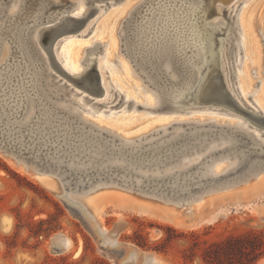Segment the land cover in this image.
<instances>
[{"label": "rangeland", "instance_id": "1", "mask_svg": "<svg viewBox=\"0 0 264 264\" xmlns=\"http://www.w3.org/2000/svg\"><path fill=\"white\" fill-rule=\"evenodd\" d=\"M3 1V4L7 3V6L15 2V0ZM124 1L126 0H22V4L26 7L28 3H32L31 7H34V11L31 15L38 14V16L41 17L39 21L40 25L43 24V18L47 16V14L56 13L57 11H69L71 13L80 2L86 7L88 5L90 6H88L90 16H88V19L84 22V24L87 23L86 28L84 30L82 29L83 31H77L65 36L63 35V37L59 39L60 42L55 46L54 53L56 56L64 45L66 46L71 40L73 42L75 40V50L77 46H84L80 51L79 61H81L88 56L90 50L87 48L93 45V41H95L96 44L93 45V47L91 46V49L96 53L98 52L100 63H109L108 65L112 66L113 71L114 69H121L122 63H127L126 65L130 70L129 78H137L140 71L141 75L146 77H144L145 80H149L150 72L153 75L163 77V71L153 69L156 72L153 73L149 66L147 67L149 70L146 69L149 75L141 68L137 71L134 62L128 57L129 55H127V52L129 51L128 47L131 46L132 25L144 6L147 5L148 0L138 5L136 4L139 0H127L128 3ZM96 4L100 7V11H96L97 13L93 9ZM6 5H4L5 7L2 10H8L5 9ZM228 6L232 8L229 11L227 10L228 12L223 10L222 15L233 27L232 44L234 53L232 52L230 55L231 66H229L231 70H229L230 68L227 70L229 75H226V85L231 93L234 92L232 96L237 100H239L238 98L240 97L238 91L240 87L241 92L247 99L248 107L251 105L255 106L257 102H255V100L260 99V92L263 91L260 105L262 106L261 108H264V29H256L254 34L260 54L258 64L254 66L251 63V55H247L241 44L242 28L239 23V15L243 8H249L250 11L248 15L250 22H252V18H255L256 23H260V19L264 18V0H229ZM5 11L3 15L7 13ZM20 15H22V13H20L19 16ZM24 16L27 18L25 14L19 17L22 19L21 22ZM115 19H118L117 25L114 24L115 28L113 27L116 37L115 49L113 50L111 59L106 62L102 56L106 50L109 49L110 44L107 28L110 30L112 29L111 26L113 23L110 25V22H114ZM35 23L36 22H34V26ZM27 25V23L23 25L24 28H26L25 37H23L24 34L21 32L20 38L21 40L23 39L22 45L24 46L25 44L26 50L30 52L32 49L30 42L28 43V38L32 41V45L34 44L32 47L36 48L35 40L33 39L35 30L33 29H36L37 26H29V29ZM101 26L102 32L100 31ZM262 26H264V23ZM27 30H31L29 35ZM86 42H88L87 45ZM32 52L33 58L37 56L38 59H41L40 64H44H42L44 66L43 69L47 72L45 73V79L49 81L50 85L48 89L55 88L59 82L57 83L49 74L48 70L46 71L47 67L45 66V61L41 55H39L40 53L37 48L36 50H32ZM32 52L29 53L30 56ZM144 53L145 52H140V54L137 53L141 60H145L149 57ZM148 62H150V60H148ZM244 64H246L248 72L246 75L247 82L243 81V83L241 80L239 81V77H244V74H240V69H242ZM137 67L139 66L137 65ZM163 67L165 71L172 74L171 71H169L170 67L167 63H165ZM133 68L136 72H134ZM225 72L226 71H223L222 73L226 74ZM1 74L7 77L6 80L9 82L7 71L2 69ZM52 74L54 75L55 73L52 72ZM102 74L107 81L106 84L109 85V89L111 90L109 95H113V102L110 101L111 103L104 105L101 103L93 104V102L91 103L86 99L84 101L86 104L90 103L89 105L93 107L94 111L103 109L106 114L112 113L110 115L111 118H106L107 120L101 122L103 125L101 128L103 129H101L100 132H94L87 126L86 129H80L81 138L92 136L98 141L103 139L106 143L120 148L121 146L118 145L120 141L116 139L115 141L112 140L114 137L111 139V136L106 134L104 130L114 128L113 131L118 129L116 134L124 136L125 138L128 137L127 143H129V145H133L137 141V143H143L144 146L153 140V132L156 133L161 130V128L168 127V129L163 132L168 135L181 132L185 129L187 125H171L172 121L176 119H188L191 117L195 118V120L198 118L205 119L204 121L207 122H203L202 124H207L208 121L210 122L211 120L217 119L218 126H226V123H234L237 121L235 118H225L228 116H223L225 113L222 110H220V113L219 110H213V108L209 110H205L204 108V112H213L212 115L205 116H175V118H171L163 114L161 115L159 112L157 113L156 110L150 109L155 104V97L152 93H148L150 92L147 91L148 83L146 84L142 78L138 77L139 79L136 80L139 84V89L137 90L127 85L120 86L119 88L116 82L118 78L116 79L114 74L111 75L103 67ZM172 78L174 77L172 76ZM149 81L152 82L151 80ZM131 83L134 84L132 79ZM117 87V93L123 96L126 95L127 99L116 96L117 94L113 90L117 89ZM45 92L47 93V91ZM57 94L56 92L50 94L49 97L51 102L59 107L62 105V107L65 106L67 111L73 114L74 111L69 109L70 106L61 103L65 100L66 96L61 98ZM91 98L93 97L91 96ZM65 102L66 104L68 103L67 100H65ZM40 106L46 116H51L53 118L62 116L63 118L64 115H71L63 109L61 112L56 111V113L53 114L54 108L49 110V108L42 103H40ZM201 110L202 108L199 109V111ZM261 112H263V110H261ZM222 113L224 114L221 115ZM80 114L81 110L78 109L74 115H77L76 117L79 118ZM84 116L93 119V115L91 116V114L85 113ZM105 116L107 115L101 117ZM140 116H144V118L136 119V117ZM112 118L116 121L112 120V122H110L109 120ZM28 120L29 119H27L25 123H27ZM146 120H148V122H146ZM64 123L66 124V121H64ZM140 124L141 126H138ZM77 125L78 127L83 126V124L79 123ZM134 127H137L135 128L137 131L143 127H145V129L141 130V132H137L134 129V134L132 131L126 132ZM172 128H175V131L171 132ZM213 128H215V126L203 127L201 130L200 128H191V130L202 133L203 131L213 130ZM70 129L73 130L72 127ZM96 129L99 130L98 128ZM125 135H127V137ZM203 135H205V133ZM212 136L216 137L212 139L214 143L222 142L218 144L219 147H228L225 151L216 152V155L222 152L227 155H229L228 153L232 155L238 154V144H235V146H228L231 142L229 136L220 133H216ZM129 138L134 139L129 140ZM120 143L125 146L121 148L122 151L126 153H128L127 147L132 148V146L126 145V142V144L123 142ZM0 146L2 147H0V264H121L122 261L126 259L130 262L127 263L125 261L127 264H149L150 260L143 257V255L154 256L158 264H264V173H260L256 178H253V176L249 174L244 177L245 171L249 172L248 169H246L247 163L235 167L234 170L227 173V175H220L221 177L216 180L210 177L201 181L196 180H200L202 177H208L205 171L207 161H204L205 163H201L202 166L199 164L195 169L192 168L189 172L182 173L181 175L179 174L178 176L168 178L159 177L155 180L154 177L151 179L144 178L145 181L139 187L141 189H138L137 183L134 184L133 182H131L133 184L128 187L133 191L144 190L157 193L155 196H158L160 193L165 199L179 202L177 206L170 204L166 205L159 202H145L135 197L133 194L137 193L133 191L121 192L111 186L108 189H105L106 187H100L101 190L98 193L111 190L115 193L125 194V197L116 194L111 195L114 192H108L106 194L105 203L111 202L113 205L118 206V208L108 207L103 214H99L96 210L90 209L86 205L76 202L75 204L72 199L68 200L62 194V187L67 192L75 191V188L77 191L84 192L87 190L84 188L89 185L104 181H112L110 180L111 177L119 181L120 178L118 177H126L129 180L130 176L125 175V173L118 175V173L121 172L120 170H113L110 174L101 173L99 175L98 172L93 171L94 169H89L81 174L78 173L80 169L84 170L92 166L97 167L99 171L103 172L104 170L105 172L106 168L103 166L106 162L97 166V164H100V162L97 161L94 165L89 167L83 165L73 167L70 166L72 164L71 162L69 163L70 165L65 162V164L61 165L60 171V169L56 167L58 164L55 163V161H47L49 163L53 162L52 164H54L50 166L51 172H54L51 173V177L56 176L62 185L61 188L59 187V190L54 191L47 187V185L40 180L39 173H36L41 170L45 172V170L49 168L47 166L48 163H45L40 157L35 158L33 155L28 154L23 147V151L19 153L3 142L0 143ZM147 147H149V145L141 150L144 151ZM249 148H251V145L248 144L245 150L249 151ZM206 158L208 160V155H206ZM251 160L255 161L251 162ZM255 162H257L256 164L258 165L264 163V155L251 157L249 164L252 165V163L254 164ZM88 163L89 162H87L86 165ZM68 167L72 170H66L69 169ZM262 169H264V167L258 168L256 172ZM68 172H70V174ZM194 176L197 178L193 179ZM177 177L180 191L178 188L175 191L177 192L176 194L181 193L182 195L172 196L175 191H171L169 187H171V185H176L174 180ZM52 178L55 180L54 177ZM241 179H245V182H242ZM131 180L135 182L134 177L131 178ZM170 180L172 182L167 184ZM162 183L164 185H161ZM234 184L236 185L234 186ZM221 185L223 189L206 194V191L222 187ZM224 186L226 187L224 188ZM64 194L67 195V193ZM69 196L71 198H76L73 195ZM114 197H118L121 200L114 201ZM196 198L200 199L190 204L185 203ZM103 200L104 197H101L100 201L102 202ZM156 200L159 199L156 198ZM71 201H73V203ZM234 203H240L241 205L236 207L233 205ZM249 203V206H243V204ZM79 205L86 210L87 214ZM95 221H99L101 227L109 232L106 234L107 236L101 234L96 227ZM112 233H115L116 236L110 239L113 236ZM58 237L68 240L70 243L69 247L62 249V244L59 242L61 239H58ZM109 239L116 242V247L108 245ZM130 249H136L139 253L138 256H130Z\"/></svg>", "mask_w": 264, "mask_h": 264}, {"label": "bare ground", "instance_id": "2", "mask_svg": "<svg viewBox=\"0 0 264 264\" xmlns=\"http://www.w3.org/2000/svg\"><path fill=\"white\" fill-rule=\"evenodd\" d=\"M144 1L145 0H139L136 5L141 4ZM124 2L128 3L127 0ZM3 3L4 1L0 0V139L2 142L6 143L10 148L17 150L19 153L23 151V147V149L27 151L28 154L33 155L35 158L40 157L45 163H47V161H55V163L61 164L65 161L67 164L71 162L72 164L69 165L73 167H79L80 165L89 167L94 165V163L97 161L100 162V164H97V166L106 162L103 166L106 168V170L111 166L119 167L121 172L118 173V175L125 173V175L130 176L129 180L126 177H118L120 178L119 181L115 180L114 177H111L110 180L112 181H104L89 185L84 188L85 190L87 189L84 192L77 191L76 188L75 191H65L68 196L73 195L76 197L71 198L69 196L74 202L86 205L90 209L96 210L99 214H103L108 207L118 208V206L113 205L111 202L105 203L107 197L106 194L108 192L114 191L105 190L101 193H98L101 190L100 187H106L105 189L110 188V186L118 187L128 192H132L133 190L128 187L133 183H137L136 185H138V189H141L139 187L142 183V179L144 178H159L173 174L178 176L179 174L189 172V170L192 168L195 169L196 166H199V164L201 165V163L204 161H207L205 168L206 174L211 178H215V176L217 177L224 174L227 175V173L233 171L234 168L238 166V156L232 155L230 153L227 155L223 152L221 154L219 153V155L217 153L216 155V152L224 149V147L218 146V144L222 143L221 141L214 143L212 139L216 138L215 136L207 134L206 131L199 133L195 132L196 130H191V128H200L201 130V128L209 126L223 127L222 125H217V119L211 120L210 122L208 121L207 124H202L203 122L207 121H204L205 119L200 118L195 120V118L191 117L193 115L205 116L213 114V112H204L203 110L204 108L205 110H209L210 108L202 107V110L199 111V108L197 107V105L200 103V96L204 94L202 93L204 86H206V84L211 81L212 76L217 77L219 74L222 77L227 92L231 96L234 94V92H230L226 85V75H229L227 70L231 66L230 55L233 52V27L222 15L223 10L229 11L232 8L228 6L229 0H148L147 5L144 6L143 10L137 16V19L131 28V48L128 47L129 51H126L128 53L126 54L129 55L128 57H130V59L134 62L135 69L137 71H139L141 68L149 75L148 71L146 70L149 66L153 73H156L154 71L155 69L163 71L164 73L163 77H159L157 75L151 74L150 72L148 79L152 82L147 79L145 80L146 77L144 76V78L141 75V71L138 73V77L142 78L146 84L148 83L147 91H150L148 93H152V95L155 97V104L150 109L154 111L156 110L157 113L159 112L161 115L163 114L171 118H175V116L191 118L176 119L174 120L175 122L172 121L171 125H187L181 132L171 133L170 135L163 133L164 130L168 129V127L161 128L159 131L162 133L159 131L156 133L153 132V140L144 146L143 143H137V141L135 144L129 145V143H127V135H125L127 137L125 138L124 136L116 134L118 129L115 131H113L114 128L110 130L104 129L105 133L111 136V139L114 137L112 140L115 141L116 139L120 142H123L124 144L127 143L126 145L132 146V148L127 147L128 153L122 151L121 147L125 146L121 145L120 142L118 145L121 147L118 148L115 145L106 143L103 139L98 141L92 136H89L90 138H81L80 134V129H86V126L89 129H92L94 132H100L101 129H103L101 128V126H103L101 122L103 120H107L106 118H111L110 115L112 113L106 114L103 109V111H94L93 107L89 105L90 103L86 104L84 101L86 99L91 103L93 102V104L101 103L104 105L113 102V95H109L111 90L109 89V85L106 84L107 81L102 74V67L105 68L106 71L111 75L114 74L116 79L118 78L116 82L118 83L119 88L120 86L122 87L123 85H127L130 88L132 87V89H139V84L136 82V80L139 78L137 76L135 79L129 78L130 70L126 65L127 63H122L121 69H114V71L112 66L108 65L109 63L104 62V64H101L100 58L97 54L98 52L96 53L91 49L93 45L96 44L95 41H93L94 43L91 45L92 47L88 46L87 49L90 50L89 54L81 61H79V56L80 51L84 46H77V49L75 50V40L74 42L71 40L70 43L66 45L67 47L64 45V47L61 48L57 53L58 57L56 55L55 57L67 72L75 77H84L89 74L92 66H95L96 71L99 73L103 92L101 95H99V97L97 96L91 98V95L81 91L77 87H74V85L67 82L66 80L63 79L62 82V78L57 74H54L56 76L52 74L48 57L40 45L39 40L43 30L49 29L60 22L63 23L66 21L67 17H73L74 19L81 21L88 19L90 13L88 10L89 5L86 7L82 2H80L75 10L73 12L71 11V13L69 11H57L56 13L47 14V16L43 18V24L40 25L39 21L41 17H39L38 14L33 16L31 15L34 11V7H31V2L28 3L26 7H24L22 4V0H15V2L11 3L9 6L6 5L7 3ZM4 5H6L5 9L8 10L5 11L7 13L3 15L4 11L2 9L5 7ZM93 9L95 12L100 11V7L97 4ZM249 11V8H243L239 15V23L242 28L241 44L247 55H251V63L255 66L260 60V54L254 34L256 29H264V26H262L264 23V18L260 19L261 24L256 23L255 18H252V22H250L248 15ZM20 13H22V15L25 14L27 17L25 18L24 16V22L22 21L23 23L21 22L22 19L19 18L22 16H19ZM117 20L118 19H115L114 22H110V25L113 23L111 30L107 28V31L109 32L110 44L109 49L106 50L102 56L106 62L111 59V55L115 49L116 37L114 35L113 27L115 28L114 24L117 25ZM34 22H36L35 26ZM24 23L28 24L27 27L29 29V26H37L36 29H33L35 30L33 39L35 40L36 48L40 53L39 55H41L45 61V66L47 67L46 71L48 70L52 78H54L57 83L59 82L55 88L48 89L50 88L49 81H46L45 79V73L47 72H45L43 69L44 64H40L41 59H38L37 56V59L35 57L33 58L32 50H36V48L32 47L34 45H32V41L28 38V43L30 42L32 49L30 51L32 52L31 56L29 54L30 52L26 50L27 48L25 47V44L24 46L22 45L23 39L21 40L20 34L23 32V37L26 35V28L23 26ZM86 25L87 23L83 24L81 29L78 31H83L86 28ZM30 31L31 30H27L28 35ZM100 31L102 32V26L100 27ZM87 43L88 42H86V45ZM250 50L251 52L249 54ZM140 52H145L144 54L149 57L145 60H141V58L137 55V53L140 54ZM148 60H150V62H148ZM165 63L169 65V71H171L172 74L164 70L163 66ZM137 65L139 67H137ZM2 69L7 71L9 82L6 80L7 77L2 76ZM136 70H134V72H136ZM229 70H231V68ZM223 71H226V74L222 73ZM240 72V74H244V77H239V81L241 80V82H247L246 75L248 68L246 64L243 65L242 69H240ZM171 75L174 78H172ZM131 79L134 81V84L131 83ZM240 89L241 88L239 87V100L236 99L238 105L247 111H252L251 113H260V115L264 116V108H261L262 106L260 105L263 91L260 92V99L255 100V102L257 101L255 106L251 105V107L249 105L250 107H248L247 99L244 97ZM45 91H47V93ZM113 91L117 94L116 96L127 99L126 95L123 96L122 94L120 95V93H117L118 87ZM55 92L58 93L57 95H59L61 98L66 96L65 100H67L68 103L66 104L65 100L61 103H65L66 106H70L69 109L74 111L73 114L69 113L65 106L62 107V105L59 107L51 102L49 96ZM40 103L45 104L49 110L54 108L53 114H55L56 111L61 112L63 109L71 115H64L63 118L62 116H56L55 118L46 116L40 106ZM212 108L213 110H219V112L222 110L220 106L217 108ZM78 109L81 110L79 118L76 117L77 115H74ZM261 110H263V112H261ZM223 112L227 115L224 113L221 115L224 114L223 116H228L225 118H235L237 120L234 123H226L227 125L225 127H233L237 130H244L245 132H248V134H250L253 138H255L260 146H264V129L262 127L253 123L250 119L238 111L225 109ZM85 113L91 114V116L93 115V119L91 117H85ZM103 115L107 116L101 117ZM143 118L144 116L136 117V119ZM27 119L29 120L27 123H25ZM112 120H114V118L110 119L109 121L112 122ZM148 120H146V122H148ZM64 121H66V124ZM78 123L83 124L84 127H78ZM138 126H141V124ZM71 127L73 130L70 129ZM95 127L99 130H97ZM135 128L137 127L123 131H132L134 134L133 130ZM144 129L145 127L139 131L141 132V130ZM135 131H137V129H135ZM173 131H175V128H172L171 132ZM204 133L205 135H203ZM130 139L134 138H129V140ZM148 145L149 147L146 148L147 150H141ZM138 149L141 150V155L138 156L131 154ZM206 155H208V160ZM87 162L89 163L86 165ZM256 170L255 173L250 174V176H253V178L258 177L262 172L264 173V169L258 172H256ZM52 172L51 168L49 167L45 170V172L41 170L36 173H39L40 180L46 184L47 187L56 191L59 190L60 186L59 183L51 177ZM133 177L135 182L134 180H131ZM241 181L245 182V179H241ZM235 185L236 184H234V186ZM225 187L226 186H224V188ZM220 189H223V186L210 189L206 191V194ZM133 192H136L137 194L140 193L147 198H157L165 204H173L175 206L179 205V202L165 199L160 193L158 196H155L157 193L150 191L147 192L144 190H134ZM114 194L125 197V194H119L115 192L111 195ZM101 197H104V202L100 201ZM114 198V201L121 200L118 197ZM198 199L200 198H196L185 203L190 204L194 201H198ZM233 205L238 207L241 204L234 203ZM249 205L250 203L243 204V206L246 207ZM80 207L86 212L82 206ZM95 224L101 234L103 236H107L106 234L109 232L101 227L100 222L95 221ZM115 233H112L113 236L109 238L113 239L114 236H116ZM58 239H61L59 242L62 244V249L69 247L70 243L68 240L63 239L62 237H58ZM110 239L108 240V245H117L115 241H111ZM129 253H131L130 256H138L139 254L136 249H130ZM143 257L150 260L149 264H158L157 259L152 255H143ZM125 261L130 263L127 259ZM125 261L123 260L121 264H127Z\"/></svg>", "mask_w": 264, "mask_h": 264}, {"label": "water", "instance_id": "3", "mask_svg": "<svg viewBox=\"0 0 264 264\" xmlns=\"http://www.w3.org/2000/svg\"><path fill=\"white\" fill-rule=\"evenodd\" d=\"M3 11H5V10H3ZM85 21L86 20L81 21L78 19H74L73 17H67L66 21H64L63 23L60 22L57 25H55L49 29L43 30V32H41L39 41H40V45L42 46L43 50L45 51V53L48 57V62H49V65L51 67L52 72H54L58 76L62 77V79H66V81L71 83L72 85H74V87L79 88L81 91L86 92L87 94L91 95L94 98L98 95H101L103 92V87H102V84L100 82V76H99V73L96 71L95 66H92V69L90 70V72L87 76L75 77L72 74L68 73L64 69V67L61 66L59 61L56 59L55 53H54L55 45H57V43L60 42L59 39L63 35H68L70 33L77 32L79 29H81V27L83 26ZM213 77H214V79H213ZM202 93H204V94L200 96V99H199L200 103L197 105V107L199 109L202 107H207V108L216 107L217 108L220 106L222 111L225 109L231 110V111L235 110V111L242 113L244 116H246L248 119H250L253 123H255L256 125H258L264 129V116L260 115V113H251L252 111H247V110L243 109L241 106H239L238 103L236 102V99H234V97H232L227 92V89H226L225 84L222 80V77L219 74L217 77L216 76L211 77V81L208 84H206V86H204ZM206 133L211 134V135H214L216 133H220V134H224V135L226 134L231 139V142L228 145L229 147L235 146V144H238V154H234V155H238V159H239L238 166H240L241 164L247 163L246 169H248V171H249V172L245 171L244 177H246L247 174L250 175L251 173L252 174L255 173L256 169L264 167V163H262L260 165L256 164L257 162H255L254 164L252 163V165L249 164L251 157H253V156L257 157V156L264 155V146H262V145L260 146L258 144V141L255 138H253L250 134H248V132H245L244 130H237L233 127L223 126V127H215V128H213V130L206 131ZM1 142H2V140L0 139V143ZM4 144L7 145L6 143H4ZM248 144L251 145V148H249L250 149L249 151L245 150V148L248 146ZM227 148L219 150V152L225 151V150H227ZM140 152H141V150L138 149L131 154L139 156V155H141ZM255 160H251V162H253ZM64 163H65V161L62 162L61 164H58L56 167L59 168L61 171V165H63ZM53 165L54 164H52V163H48L47 166L50 167ZM89 169H94L93 171L98 172V175L101 173L110 174V173H112L113 170H120L119 167H112V168L110 167V168H107V170L105 172H104V170L102 172V171L97 170V167L92 166L91 168H86L84 170L80 169L78 171V173L81 174L83 172L88 171ZM66 170L70 171L72 169L69 168ZM68 173L70 174V172H68ZM169 176L173 177V176H175V174L163 176L161 178H168ZM52 177H54L55 180L58 181L60 188H61L62 185H61V182L59 181V179H57L56 176H52ZM219 177H221V176H217V177L215 176V178H211V177L210 178L216 180ZM151 178L152 177H149L148 179H151ZM195 178H197V177L194 176L193 179H195ZM208 178L209 177H206V178L202 177V178H200V180H198V179H196V180L201 181L203 179H208ZM145 179H142L141 185L143 184ZM155 179H157V178L154 177V180ZM174 181H175L176 185H171V187H169L171 191H175L177 188L178 189L180 188V185L177 183L178 177ZM185 181H188V180H185ZM171 182L172 181L170 180L169 182H167V184H169ZM161 185H164V184L162 183ZM114 188L121 191V192H128V191H124L121 188H117V187H114ZM61 190L63 192L62 193L63 196H65L68 200H71L68 195L64 194L65 190L63 187ZM179 191H180V189H179ZM176 193L177 192L175 191L174 194H172V196H174V195L181 196L182 195L181 193L180 194H176ZM139 194H133V195L135 197L141 199V200H144L145 202H152V203L159 202V203L165 204L164 202H162L160 200H156V199L154 200L152 198H147V197H145L141 194L139 195ZM71 202L73 203V201H71ZM166 205H168V204H166ZM170 205H173V204H170ZM112 247H116V245H114Z\"/></svg>", "mask_w": 264, "mask_h": 264}]
</instances>
